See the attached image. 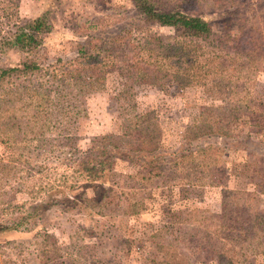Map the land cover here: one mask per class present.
<instances>
[{
    "label": "trees",
    "instance_id": "obj_1",
    "mask_svg": "<svg viewBox=\"0 0 264 264\" xmlns=\"http://www.w3.org/2000/svg\"><path fill=\"white\" fill-rule=\"evenodd\" d=\"M20 1L0 0V59L12 50L21 56L15 64L0 65V138L18 148L15 162L0 166V239L6 236L3 233L16 236L0 241L2 253L6 246L33 242L42 248L39 253L46 262L64 257L69 264H128L132 241L120 236L116 249L106 251L104 238L109 227L142 209L143 199L136 195L147 193L148 183L164 177L166 184L218 186L222 177L217 160L226 148L243 149L264 161V142L256 143L252 130L238 129L245 114H254L245 98L236 97L243 90L241 82L226 84L222 78L228 77L229 61L263 57L260 26L241 21L220 32L213 17L193 9L195 0L188 6L128 0L132 8L123 10L124 23L110 31L99 26L93 9L77 7L71 14L65 1L49 0L39 14L26 17ZM66 12V26L72 27L74 36L71 48L50 57L45 37ZM152 26L169 32L157 33ZM261 68V63L254 65L256 72ZM118 77L123 79L116 95L122 129L94 135L89 147L80 148L77 125L85 110L84 97ZM138 84L163 88L201 84L212 94L228 95L218 104L203 106L202 121L170 148L157 114L139 112ZM119 158L138 165L140 171L118 173L114 164ZM117 176L136 184L119 190ZM19 192L27 193L28 199H16ZM59 206L92 219L106 216L109 223L102 229L94 223L75 229L63 244L44 221ZM258 206L255 190L233 189L230 204L218 213L200 207L190 210L177 220L174 231L166 225L160 230L169 239L167 244L157 241L161 259L153 262L245 264L254 258L260 264L264 218L258 215ZM86 236L95 237L96 248L86 246ZM195 240L207 244L206 258L193 257Z\"/></svg>",
    "mask_w": 264,
    "mask_h": 264
},
{
    "label": "rangeland",
    "instance_id": "obj_2",
    "mask_svg": "<svg viewBox=\"0 0 264 264\" xmlns=\"http://www.w3.org/2000/svg\"><path fill=\"white\" fill-rule=\"evenodd\" d=\"M63 1L68 3L66 7H70V13L77 7L82 11L85 7L93 9L99 26L110 31H116L120 26L119 23H124L122 22L124 20L123 10L132 8L128 0ZM193 1L160 0L164 3L183 2L186 6ZM48 2L49 0H21V14L26 17L35 16ZM194 3L193 9H200L213 17L216 30L228 31L235 23L243 21L247 25L260 26L262 31L259 36L264 42V0H195ZM69 12L63 14L64 16L59 15L54 31L45 37L46 49L50 57L64 54L71 48V39L74 37L72 27L66 26ZM151 29L162 34L169 32L168 29L160 27L152 26ZM20 58V53L12 50L0 59V65L15 64ZM253 59L254 56H249L229 61L226 64L229 66L227 68L228 77L226 80L225 77L222 78L224 83L226 81L228 83L241 82L243 90L236 97L245 98L250 106V111H253L251 113L254 114H245L238 123V129L250 132L252 130V139L256 143L262 144L264 142V55L256 57V60ZM241 63L242 66L238 67ZM256 63L262 64V68L258 72L254 70ZM122 87L123 79L118 77L109 80L101 91L84 97L85 110L78 116L77 125V144L80 148L89 147L94 135L118 132L122 129V119L116 99V95ZM227 95L221 96L218 95V92L212 94L201 84L187 87L167 85L166 88L149 84L135 86V98L139 112L154 111L157 114L165 144L170 148L178 146L185 139L190 126L202 121L200 113L203 106L218 104ZM254 116H256V120H253ZM17 156L18 148L12 147L0 138V166L4 163H14ZM114 167L118 173L124 175L136 174L140 171L138 165L130 164L127 160L120 158L116 159ZM217 170L222 177L221 184L218 186L173 185L171 182L166 184L163 180L164 177L156 178L152 183H148V192L136 195L137 198L143 199L142 209L126 216L123 222L120 221L109 227L104 238L105 246L103 245L102 249L115 250L117 238L123 236L124 239L131 240L133 244L128 264H158L153 262L154 258L161 259L157 255V241L167 244L169 239L168 234L164 231L160 232V230L166 225L169 227V231H174L177 220L198 207L220 212L223 206L230 204L233 189L255 190L259 194L258 215L264 218V161H258L253 154L251 155L243 149L226 148L217 160ZM50 181V183H58L55 179ZM116 181L115 187L119 190L129 189L131 188L129 185L136 184V180L123 176H117ZM15 197L19 201H23L28 199V194L19 192ZM63 209L67 208L63 206L59 210H52L44 220L48 223L50 231L63 244L69 241V235L75 229L80 230L93 223L102 229L104 224L109 223V218L106 216L95 214V218L92 219L83 214ZM95 219H99V223ZM3 234L6 236H2L0 241L16 237L9 233ZM85 244L88 247L96 248L97 240L94 236H86ZM17 245L6 246L3 253L0 249V264H69L64 257L46 262L43 258L44 254L39 253L42 248L37 243L28 242L23 245L24 247ZM191 252L194 258L204 259L208 256L207 244L204 241L195 240L191 244ZM259 261L260 264H264V259ZM245 264H257V261L254 258H249Z\"/></svg>",
    "mask_w": 264,
    "mask_h": 264
}]
</instances>
